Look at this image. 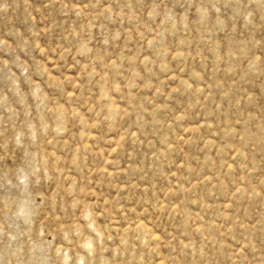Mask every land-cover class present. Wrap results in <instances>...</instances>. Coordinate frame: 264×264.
I'll return each instance as SVG.
<instances>
[{
	"label": "rangeland",
	"instance_id": "obj_1",
	"mask_svg": "<svg viewBox=\"0 0 264 264\" xmlns=\"http://www.w3.org/2000/svg\"><path fill=\"white\" fill-rule=\"evenodd\" d=\"M0 264H264V0H0Z\"/></svg>",
	"mask_w": 264,
	"mask_h": 264
}]
</instances>
